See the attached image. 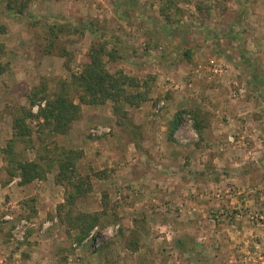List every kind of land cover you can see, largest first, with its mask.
I'll list each match as a JSON object with an SVG mask.
<instances>
[{
	"label": "rangeland",
	"instance_id": "obj_1",
	"mask_svg": "<svg viewBox=\"0 0 264 264\" xmlns=\"http://www.w3.org/2000/svg\"><path fill=\"white\" fill-rule=\"evenodd\" d=\"M8 1L0 0L8 65L0 73V264H194L177 239L197 244L201 264H264V130L255 132L264 127V0H12L22 17L5 10ZM51 22L63 28L56 48L66 57L39 50ZM100 46L120 56L106 57L107 69L142 81L149 99L116 114L112 100L88 105L75 93L80 118L65 134L42 133L36 115L46 100L31 104L32 90L42 82L58 93ZM16 116L32 132V143L14 145L24 160L45 148L52 158L81 152L86 193L74 205L60 207L67 189L55 164L27 185L6 170L1 150ZM61 214L99 221L77 245L78 229Z\"/></svg>",
	"mask_w": 264,
	"mask_h": 264
},
{
	"label": "trees",
	"instance_id": "obj_2",
	"mask_svg": "<svg viewBox=\"0 0 264 264\" xmlns=\"http://www.w3.org/2000/svg\"><path fill=\"white\" fill-rule=\"evenodd\" d=\"M26 5V2L23 3L25 8ZM4 8L9 11L12 16H25L23 7L19 9L12 0L8 1ZM4 8L2 9L4 10ZM48 28L50 35L47 36V40L49 42H40L38 44L39 50L43 55L53 54L55 52L61 57H66L65 49L56 48L57 41L60 38V32L63 31L62 26L56 22H51ZM0 29L3 31L1 33H4L6 30L2 26H0ZM34 45L35 41H33V46ZM115 56L120 57L118 53L114 54L113 52H107L103 46H100V48L92 47V51L84 62L82 71L78 75H73V79L65 83V88L52 96L47 92L45 84L41 82L40 87L33 89L32 93L30 92L31 94L28 98L31 104L35 105L37 102L46 100L45 106L40 107L36 115L39 119H43L40 129L42 133L49 130V132L54 134H65L69 131L72 122L80 118L81 106L73 100L75 93L81 103L88 105L104 104L108 100H112L115 104L114 112L116 114H122V107H119L122 104L140 105L142 102L149 99V90L147 88L143 89L141 84L142 81H138L136 77L127 75L123 70L111 72L107 69L105 58H114ZM7 66L0 62V73H2ZM147 85L148 84L145 86ZM182 120L181 113L176 114L172 119L169 127L172 136L179 129ZM13 123L14 137L9 140L7 146L1 150L7 161L6 170L8 173L12 177H19L20 184L27 185L36 179L44 178L46 173L51 170L55 164L58 168L57 180L59 183L65 185L67 189L66 202L60 205V207L68 204L74 205L77 199L84 196L86 193L83 179L76 172L77 159L80 157L81 152L74 149H64L61 156L58 155L52 158L45 148L44 153L38 155L37 159L24 160L20 153L15 151L14 145L20 137L24 138L25 142L32 143V139L26 140V137L32 136V132L25 123V116L14 117ZM118 125H122L120 120H118ZM198 128L201 127L199 126ZM135 143L138 146V143ZM212 167L213 166L209 163L208 168L201 172V174L204 176H211ZM188 173L190 174L192 172L188 171ZM225 173H231V171L227 169ZM75 174L77 176H75ZM194 174L198 173L195 172ZM219 174L220 173H218V175ZM216 179H218L217 176ZM60 211L62 213L61 208ZM66 217L67 219H64L62 214L60 216L62 220H68L72 229H78V235H76L75 240L77 245L83 243L84 239L87 238L99 221L96 214H81L74 219H71L72 217L67 214ZM176 243L179 250L184 254H188L187 256L194 264H201L202 259L199 256V249L195 242L191 244L177 239Z\"/></svg>",
	"mask_w": 264,
	"mask_h": 264
},
{
	"label": "crops",
	"instance_id": "obj_3",
	"mask_svg": "<svg viewBox=\"0 0 264 264\" xmlns=\"http://www.w3.org/2000/svg\"><path fill=\"white\" fill-rule=\"evenodd\" d=\"M59 5L60 6H63V2L62 1H59ZM58 5V6H59ZM42 6H47L48 7V5H45V3L42 5ZM53 6H56L55 4L53 5ZM47 7H45L44 9H47ZM62 9H63V7H62ZM13 23V22H12ZM10 23H8L7 25H9ZM11 26V25H10ZM18 28H19V26H17ZM14 29L16 30V27L14 26ZM23 32V31H22ZM9 33L10 34H12V33H14L13 32V30L11 29H9ZM24 34H25V31L23 32ZM226 128H228V127H226ZM234 128V127H233ZM243 128V132L244 133H247L245 130H244V128H247V127H242ZM256 128H258L256 131L254 130V128H253V130L255 131V132H259V131H262V130H264V127H256ZM223 131H225V127H214V129H213V132H214V134H221ZM226 132V131H225ZM223 135V134H222ZM218 136H220V135H218ZM223 139H224V136H221ZM246 137V135H244V138ZM221 138V140H223ZM264 145V144H263Z\"/></svg>",
	"mask_w": 264,
	"mask_h": 264
}]
</instances>
